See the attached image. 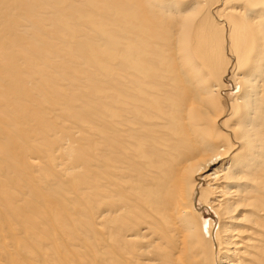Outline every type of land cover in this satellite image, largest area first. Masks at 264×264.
I'll return each mask as SVG.
<instances>
[{"label": "bare ground", "instance_id": "1", "mask_svg": "<svg viewBox=\"0 0 264 264\" xmlns=\"http://www.w3.org/2000/svg\"><path fill=\"white\" fill-rule=\"evenodd\" d=\"M0 100L7 115L24 109L27 121L57 104L88 140L80 159L102 211L81 225L91 235L101 227L103 264H264V0H0ZM65 130L68 139L40 157L55 176L50 190L75 180L72 155L82 148ZM28 151L22 158L40 168ZM15 191L2 205L15 207L0 214V234L14 227L4 251L31 259L17 264H46L74 245L79 217ZM65 191L81 201L92 194ZM28 215L37 219H19ZM56 229L72 239H44ZM41 233V247L20 238ZM69 248L62 264L77 257Z\"/></svg>", "mask_w": 264, "mask_h": 264}, {"label": "rangeland", "instance_id": "2", "mask_svg": "<svg viewBox=\"0 0 264 264\" xmlns=\"http://www.w3.org/2000/svg\"><path fill=\"white\" fill-rule=\"evenodd\" d=\"M8 95L9 96H11V94L10 93H8ZM5 104H6V102H5V100L3 101V100H0V143L2 142L6 147H7V150H9L10 149V152H11V154H13L12 156H13V158H7L6 157V153L4 152H2V151H0V164H1V166H3L2 167V169L1 170H3V172H4V174L6 175V177L8 178V176H10L11 175V173H13V175L11 176V177H13V179L12 178H6V179H3V178H1V170H0V214H4V213H8V211H11L10 213L11 214H13V212H12V210H13V208L15 207V206H13V205H11V203H10V205H11V207L10 208H8L9 206H7V207H5V209L6 210H3L2 208L4 207H2V205H3V203L4 202H7V201H13V199L15 198V193H16V189L17 188H19L21 191H24L25 193H27L28 195H30V197H32V198H37V200H38V198H39V200L41 201L42 200V198H43V200H50V201H52V202H54V203H56V201H57V203H59V205L61 206V207H57V209H62V208H67V210L65 211V215H68V216H70L71 218L72 217H74V219L76 218L77 219V217H79L77 220H78V222H80L79 224H78V226L77 227H75V228H77V229H73V235H74V237H73V239L70 237V236H68V235H66V234H64V233H60V232H58V229H56V232H54L53 233V231H52V233H50L49 234V236L47 237L46 235H45V237H44V239H46V238H50V239H54L55 241H57L58 243H62L61 242V239H68V238H71L72 239V241H73V243H74V245L72 244V243H67V244H65L64 245V247H61V248H59V250H60V252H57L56 254H54L56 251H54V253H52L53 255V259H54V256H57V257H55V259L54 260H51V259H49V258H47V260H45V263L47 264H51L53 261V263L52 264H55V262L57 261V263H59V264H62L63 262V258H64V255H63V252L65 251V249H68L67 248V245H69V244H72L71 245V248L72 249H70L69 248V250L71 251V252H75L76 253V255H77V257H72L73 258V262H71V264H103L104 263V248H103V245L104 244H102L103 242L104 243H106L105 242V237L103 238V235H102V232H101V227L99 226V225H97L96 224V228L95 229H92L91 230V233H92V235L94 236V237H92V235L89 233V232H86V233H84V228H83V226L84 225H81V224H83V223H85V221H86V219H85V216H84V214L85 215H87V214H89V213H91V210H93V211H95V212H93L94 213V216L96 217V215H98V214H100L101 213V211H102V207H97L98 205L99 206H101V201L100 200H102V199H100V198H102V197H97L98 195L100 196V193H101V191H95V190H97L98 188L96 187V186H98L97 184L95 185L94 183H93V185H92V183H86L85 181L86 180H88V178L89 177H91L92 176V174H91V172L90 171H87V170H89V169H84L83 167H84V165H83V163H82V159H80L81 157H82V155L83 156H85L86 158L87 157H89V155H87L88 154V150L90 149V147H89V144H88V140L86 139V137H83V133L82 132H80L79 131V129L77 130L76 129V127H74V129H69L70 127H72L73 126V124H74V118H72L71 116H70V118H69V116L68 117H65V116H63L62 114H60L59 112H58V105L56 104V105H53V107L54 108H56V109H54V108H51L50 110V112H48V114L46 115V116H44V114L42 115V116H37L36 117V115L39 113V111L38 110H34L32 113L33 114H31V115H29L28 116V118H29V120L30 121H27L28 119L27 118H25L26 117V115H25V113L24 112H22L23 110L22 109H19V111L18 112H16L13 116L12 115H7L8 113H7V111H5ZM59 104V103H58ZM58 107V108H57ZM3 108V109H2ZM90 110V109H89ZM88 110V111H89ZM4 111H5V114H4ZM86 112L85 111V113H88V114H90V117H92L93 119H95V114H93L94 113V111L92 110V112L90 113V112ZM91 111V110H90ZM2 112V113H1ZM37 112V113H36ZM52 112V113H51ZM55 112L57 113V114H55ZM73 112V111H72ZM24 115H23V114ZM2 114V115H1ZM20 114H22V115H20ZM53 114V115H52ZM79 114H81V113H79ZM92 114V115H91ZM17 115V116H16ZM58 115V116H57ZM61 115V116H60ZM9 116V117H8ZM20 117V120H19V117ZM63 116V117H62ZM10 118V119H12V120H10V119H8V118ZM23 117H24V119H23ZM35 117V118H34ZM44 117V118H43ZM3 118V119H2ZM18 118V119H17ZM65 120H64V119ZM72 118V119H71ZM7 119V120H6ZM27 119V120H26ZM40 119H41V121H40ZM43 119V120H42ZM50 119V120H49ZM91 119V118H90ZM15 120V121H14ZM46 120H49V121H46ZM62 120V121H61ZM4 121V122H3ZM26 121V122H25ZM31 121H34V123L35 124H33ZM46 121V122H45ZM57 121V122H56ZM8 122V123H7ZM12 122V123H11ZM23 122H25V123H27L28 122V124L27 125H25ZM37 122V123H36ZM41 122V123H40ZM45 122V123H44ZM58 122H59V124H58ZM11 123V124H10ZM21 123H22V126L20 127V125H21ZM19 124V126L17 127V125ZM39 124H41V125H39ZM64 124H66V126L64 125ZM68 124V125H67ZM2 125V126H1ZM5 125V126H4ZM7 125V126H6ZM23 125H24V127H26L27 129H24V127H23ZM33 127H31V126ZM36 125L38 126V127H36ZM49 125V126H48ZM51 125V126H50ZM61 125V126H60ZM64 125V126H63ZM46 126V127H45ZM60 126V127H59ZM3 127V128H2ZM10 127V128H9ZM15 127V128H14ZM20 127V128H19ZM29 127V128H28ZM39 127L41 128V129H39ZM65 127V128H68V130L69 131H71V133H73V136H71V138H70V142H74V144H76V145H78V147L80 146V148H82L81 150H75V152L73 153L74 155H72V157H73V161H71V163L73 164H68V165H70V167H72V168H75L76 167V170L74 171V174H73V178L75 179L73 182H68V183H62L61 185H60V187L59 188H51V190H50V185H48V184H46L45 182H46V180H48V182H50L51 184L53 183V182H51V181H55L54 179H55V176H51V174L50 173H48V172H51V168H50V164H49V161H47L46 159H42V158H40V157H43L45 154H47V153H49L51 150H53L55 147H56V145H52V144H58V142H64L65 140H67L68 138L67 137H64L65 135H62V133L64 132L63 130H65V128L63 129V128ZM6 128H9V129H6ZM47 128V129H46ZM59 128V129H58ZM62 128V129H61ZM16 129V130H15ZM18 129V130H17ZM21 129V130H20ZM32 129H33V132H32ZM45 129V130H44ZM8 130H10V131H8ZM14 130V131H13ZM28 130V131H27ZM31 130V131H30ZM41 130V131H40ZM62 130V131H61ZM67 130V129H66ZM65 130V131H66ZM19 131H22V132H19ZM61 131V132H60ZM78 131V132H77ZM23 132H25V133H23ZM30 132V133H29ZM36 132V133H35ZM12 133V134H11ZM15 133H17V134H15ZM21 133L23 134V136H21ZM28 133V134H27ZM58 133V134H57ZM25 134V135H24ZM31 134H33V135H31ZM34 134H36V135H34ZM41 134V135H40ZM55 134V135H54ZM60 134V135H59ZM76 134H78L79 136H77ZM14 135V136H13ZM56 135H57V137H56ZM59 135V136H58ZM62 135V136H61ZM81 135V136H80ZM32 136V137H31ZM39 136V137H38ZM14 139H12V138ZM15 137V138H14ZM19 137V138H18ZM44 137V138H43ZM49 137H50V139H49ZM75 137V138H74ZM8 139V141L9 142H7V139ZM23 138H24V140H25V142H24V140H23ZM28 138V139H27ZM37 138V139H36ZM48 138V139H47ZM63 138H65V139H63ZM35 139V140H34ZM40 139V140H39ZM44 141H43V140ZM87 141H86V140ZM39 140V141H38ZM48 140V141H47ZM33 141V142H32ZM37 141V142H36ZM57 141V142H56ZM52 142V143H51ZM54 142V143H53ZM85 144H84V143ZM8 145H7V144ZM21 143V144H20ZM78 143V144H77ZM10 144V145H9ZM28 144V145H27ZM30 144H32V145H30ZM34 144H35V146H34ZM48 144H50L49 146H48ZM83 144V145H82ZM31 146V148H30V146ZM24 148H23V147ZM54 146V147H53ZM38 147V148H37ZM46 147V148H45ZM21 148V149H20ZM25 148H27L26 150H25ZM42 148V149H41ZM32 149H34V150H32ZM36 149V150H35ZM84 149H85V151H84ZM0 150H2V148L0 147ZM23 150V151H22ZM29 150V151H28ZM46 150V151H45ZM48 150V151H47ZM99 151H97L96 150V153L95 152H92L93 153V155L95 154L96 156H98V152H100V149H98ZM29 152V154H30V152H31V154H30V157H33V158H38L39 157V164L41 163V166H40V168H38V167H36L35 165H33L32 164V166H31V163L29 164V163H27V161H25L24 160V158H22V156L24 155V154H28V153H24V152ZM80 151V152H79ZM82 151V152H81ZM84 151V152H83ZM88 151V152H87ZM91 151V150H90ZM22 152V153H21ZM79 152V153H78ZM24 153V154H23ZM36 153V154H35ZM15 154V155H14ZM23 154V155H22ZM100 154V153H99ZM4 155V156H3ZM38 155V156H37ZM42 155V156H41ZM79 155V156H78ZM92 155V154H91ZM2 156V157H1ZM18 157V158H17ZM59 157H61V155L58 153V154H56V157L55 158H59ZM94 157V156H93ZM92 157V158H93ZM75 158V159H74ZM15 159V160H14ZM33 161H38V160H34V159H32ZM32 160H31V162H32ZM24 162H25V165H27L28 166V168H27V166H25L24 165ZM75 164H74V163ZM5 164V165H4ZM19 164V165H18ZM29 164V165H28ZM47 164L49 165V166H47ZM0 166V167H1ZM22 168H21V167ZM26 167V168H25ZM49 167V168H48ZM79 167V169L80 170H77V168ZM6 168V169H5ZM44 168H47V169H44ZM26 169V170H25ZM40 169H41V171H40ZM44 169V170H43ZM50 169V170H49ZM23 172H22V171ZM99 170L100 169H97V171H96V173H97V175H99L100 173H99ZM8 171V172H7ZM16 171V173H14ZM25 171H27V173L25 172ZM29 171V172H28ZM80 173H79V172ZM18 173V174H17ZM45 173H46V175H45ZM77 173V174H76ZM14 174H16V175H14ZM41 176H40V175ZM49 174V175H48ZM20 175V176H19ZM46 177V178H45ZM50 177V178H49ZM83 177H84V180H83ZM24 178V179H23ZM28 178V179H27ZM40 178H42L43 179V181H41L42 179H40ZM17 179H20V180H18V182H17ZM96 179H97V177H96ZM4 180V181H3ZM8 180H10V181H8ZM22 180V181H21ZM83 180V181H82ZM91 180V179H90ZM7 181H8V183L9 182H11L10 184H8L7 183ZM19 183V184H16V183ZM22 182V183H21ZM84 182V183H83ZM7 183V184H6ZM26 184V185H25ZM7 185V186H6ZM22 185V186H21ZM25 185V186H24ZM34 185V186H33ZM44 185V186H43ZM78 185V186H77ZM29 186V187H28ZM77 186V187H76ZM36 187V188H35ZM9 188H11V190L9 189ZM23 188H24V190H23ZM31 188V189H30ZM37 188H38V191H36L37 190ZM26 189V190H25ZM40 189V190H39ZM41 189H42V191H41ZM75 189H82V190H86V191H88L89 193H92V194H89L90 195V197H89V195H88V197L86 198V199H83V201H81L82 199H79L78 197H75L74 196V194H68L67 196H66V198H64L63 197V195H61L60 193V191L61 190H63V191H67L68 190V192H70L71 190H75ZM9 190V191H8ZM13 190V191H12ZM31 190V191H30ZM35 190V191H34ZM15 191V192H14ZM28 191V192H27ZM30 191V192H29ZM56 191V192H55ZM65 191V192H66ZM12 192H14V197H13V195H11L10 193H12ZM38 192H40V193H38ZM43 192V193H42ZM67 192V193H68ZM95 192H96V194H95ZM2 193H4V194H2ZM7 193V194H6ZM30 193V194H29ZM47 194L46 195V197H45V194ZM55 193V194H54ZM63 193V192H62ZM66 193V194H67ZM34 194H36V195H34ZM39 194H43V195H39ZM56 195V196H54V195ZM59 194V195H58ZM32 195V196H31ZM6 196V197H5ZM44 196V197H43ZM60 196V197H59ZM74 196V197H73ZM51 197H53V199L51 198ZM96 197V198H95ZM48 198V199H47ZM71 198V199H70ZM65 199V200H64ZM70 200V201H69ZM78 201V202H77ZM97 201H99V202H97ZM63 202V203H62ZM72 202H73V204H72ZM75 202V203H74ZM16 203V202H15ZM43 203H45V202H43ZM56 203V205H58ZM62 203V204H61ZM88 203V204H87ZM95 203V204H94ZM6 203H4V205H5ZM13 204H14V202H13ZM98 204V205H97ZM47 205L48 204H42V210L43 211H41L42 212V216L44 215H46V218L47 217H49V218H52V216L53 215H55V213L54 212H52V209H53V207H51L50 205H48V208H47ZM83 205V206H82ZM85 205V206H84ZM86 206H87V208H86ZM81 208V209H80ZM84 208V209H83ZM86 208V209H85ZM96 208H98L97 210H96ZM47 210H48V212H47ZM80 210H82L81 211V213H80ZM46 211V212H45ZM205 211V210H204ZM52 213H53V215H52ZM70 213V214H69ZM205 214V217H206V220H208V218H210V215H211V213H209V211L207 212V211H205L204 212ZM41 215V214H40ZM72 215V216H71ZM93 215V214H92ZM37 215H28L25 219H24V217H22V216H19V219L21 220V221H23V222H27V224H28V221H30V219H31V221L32 220H35V219H37V217H36ZM61 215H56L55 217H54V220H57L58 221V223L59 222H62L64 219H63V217H62V219H61V217H60ZM12 219V221L14 220L13 218H11ZM53 219V218H52ZM82 219H85V221H81ZM56 221V222H57ZM13 223H15L16 225H17V227L20 225V224H22V222L19 224V222H16V221H14ZM15 225V226H16ZM26 225V224H25ZM24 224H23V226L24 227H26ZM77 225V224H76ZM81 225V226H80ZM14 226V225H13ZM28 227V226H27ZM74 227V226H73ZM81 227V228H80ZM12 228L14 229V227H11L10 229H6L7 231L9 230H11L10 232L12 233L13 232V230H12ZM79 228V229H78ZM86 229V228H85ZM76 230V231H75ZM78 230V231H77ZM80 230H82L83 231V233H82V231H80ZM6 231V232H7ZM72 231V230H71ZM10 232H8L9 233V235L7 234V233H5V231H3V233H5L6 234V236L7 237H5V234H4V236L2 235L3 233H1L0 235L1 236H3V237H5V238H1V236H0V246L2 247H4V248H0V252H1V254H2V256H0V264H17L16 263V260L19 258V257H17V256H21V258H19V259H22V258H24L23 257V255L24 254H22V253H20L19 255H17L16 253L14 254V251H15V248L13 249V250H11V249H8V251L7 252H5L7 249V245H8V243H12L11 241V238L12 237H15V235L13 236ZM82 233V235L80 236V234ZM64 234V235H63ZM88 234H90V235H88ZM52 235V236H51ZM79 235V236H78ZM12 236V237H11ZM40 237L41 236H43V233H41V235H39ZM78 236V237H77ZM9 237V238H8ZM17 237V236H16ZM15 237V238H16ZM26 237H27V243H28V235L26 236H22V237H20V238H24V239H26ZM99 237V238H98ZM39 237H37V240H35V242H33V241H30L28 244L26 243V244H24V245H27V246H29V247H31V246H36V244H37V246H40V245H43V240H42V237L41 238H39ZM87 238V239H86ZM3 239H4V244L2 243L3 242ZM5 240H11V241H8L7 242V244H6V241ZM82 241V243H81V241ZM2 241V242H1ZM62 241H64V240H62ZM87 242V243H86ZM81 245H80V244ZM86 243V244H85ZM32 244V245H31ZM6 246V247H5ZM52 246V245H51ZM41 247V246H40ZM48 248L49 249H47L46 247L45 248H41V249H43L46 253H48L49 251L51 252V249L52 248H50L49 246H48ZM85 250H84V249ZM54 249V248H53ZM74 249V250H73ZM5 250V251H4ZM9 250H11L10 252L11 253H9ZM48 250V251H47ZM42 251V250H41ZM3 252V253H2ZM7 253H9V254H7ZM45 253V254H46ZM11 254V255H10ZM83 254V255H82ZM13 255H14V258H13ZM24 256H26V255H24ZM82 256H84L83 258H82ZM9 257V258H8ZM62 257V258H61ZM16 258V259H15ZM52 258V257H51ZM58 258H60V259H58ZM14 259H15V261H14ZM25 260V262H29V261H31V259H29L28 258V256H27V258H24ZM28 259V260H27ZM58 259V260H57ZM63 259V260H62ZM33 260V259H32ZM67 261V260H66ZM56 263V264H57Z\"/></svg>", "mask_w": 264, "mask_h": 264}]
</instances>
